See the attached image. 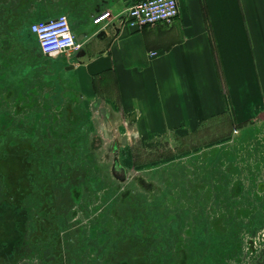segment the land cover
I'll list each match as a JSON object with an SVG mask.
<instances>
[{"label":"rangeland","instance_id":"obj_1","mask_svg":"<svg viewBox=\"0 0 264 264\" xmlns=\"http://www.w3.org/2000/svg\"><path fill=\"white\" fill-rule=\"evenodd\" d=\"M60 1L0 0V264H264V114L116 127L43 78L28 26Z\"/></svg>","mask_w":264,"mask_h":264},{"label":"crops","instance_id":"obj_2","mask_svg":"<svg viewBox=\"0 0 264 264\" xmlns=\"http://www.w3.org/2000/svg\"><path fill=\"white\" fill-rule=\"evenodd\" d=\"M138 1H60L50 18L73 8L91 20ZM176 2L170 24L97 31L85 21L79 52L45 58L43 78L139 136L187 134L220 118L241 126L264 114V0ZM27 17L39 18L34 9Z\"/></svg>","mask_w":264,"mask_h":264},{"label":"built area","instance_id":"obj_3","mask_svg":"<svg viewBox=\"0 0 264 264\" xmlns=\"http://www.w3.org/2000/svg\"><path fill=\"white\" fill-rule=\"evenodd\" d=\"M176 15V0H140L120 14L115 23L120 29L139 30L157 23L170 24ZM107 16L108 13L101 12L93 16L91 22L99 28L97 31L107 28ZM28 33L34 37L40 54L46 57L73 54L81 49V44L72 34L68 19L63 14L31 23Z\"/></svg>","mask_w":264,"mask_h":264},{"label":"water","instance_id":"obj_4","mask_svg":"<svg viewBox=\"0 0 264 264\" xmlns=\"http://www.w3.org/2000/svg\"><path fill=\"white\" fill-rule=\"evenodd\" d=\"M101 34H102V33H101ZM101 34H100V35H101Z\"/></svg>","mask_w":264,"mask_h":264}]
</instances>
